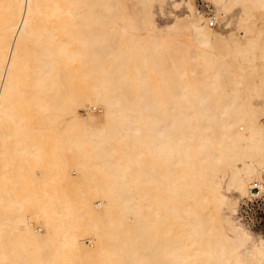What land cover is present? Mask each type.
Returning <instances> with one entry per match:
<instances>
[{"label": "bare ground", "instance_id": "1", "mask_svg": "<svg viewBox=\"0 0 264 264\" xmlns=\"http://www.w3.org/2000/svg\"><path fill=\"white\" fill-rule=\"evenodd\" d=\"M208 1L0 0V264H264V0Z\"/></svg>", "mask_w": 264, "mask_h": 264}, {"label": "rangeland", "instance_id": "2", "mask_svg": "<svg viewBox=\"0 0 264 264\" xmlns=\"http://www.w3.org/2000/svg\"><path fill=\"white\" fill-rule=\"evenodd\" d=\"M193 4L198 8L199 11L206 13L207 17L213 16L214 6L208 0H193ZM240 12H241L240 8H236L233 11L232 13L233 23H235L237 21V18L240 17L241 15ZM155 13H156L157 22L160 25H166L175 19V15L187 14L189 13V11H188L187 5L185 4H183L179 9H176L173 7L171 1H166V3H164V5L162 6V9L160 5H156ZM235 19L236 21H234ZM253 20L255 22L257 29L259 30L263 29V37H264V11H261L260 13H256V15L253 17ZM225 22H226L225 20H221L219 23L217 22L215 23L213 21L211 23L215 24L212 27L215 28L218 32L222 31V33L226 34L230 30H233L236 33V35L238 34L237 36L240 39H245L244 30L235 26V24H232L231 26L229 25L230 27H228V25ZM260 65H261V62L258 60L257 66H260ZM94 111H95V114L102 113L100 108ZM80 113L83 117H86V111L84 109H80ZM1 181L3 184L10 185V182L5 179H2ZM236 194H237L236 192H233L234 196H237ZM260 197L262 198L255 200L254 202H250V205L248 206L245 203H247L250 199L252 200L256 197L246 196V197L240 198L239 209H238V213L236 214V216H237V219L240 220V222L243 225H245V227L251 234H253L255 237H262L264 239V195ZM242 207H243L242 211L244 215L247 217V221L249 223H252V226H249L248 223L245 221V219L241 218L242 215L240 214V212H241ZM42 232H44V230Z\"/></svg>", "mask_w": 264, "mask_h": 264}, {"label": "built area", "instance_id": "3", "mask_svg": "<svg viewBox=\"0 0 264 264\" xmlns=\"http://www.w3.org/2000/svg\"><path fill=\"white\" fill-rule=\"evenodd\" d=\"M256 190L258 191V188H257ZM260 198H262V197L258 196V197L254 198V199H252V200L250 199V200H249L247 203H245V204L248 206V205H250V202H254L255 200H258V199H260ZM242 210H243V207H242L241 212H240V214L242 215L241 218H242V219H245V221L248 223L249 226H252V223H249V222L247 221V217L244 215V213H243Z\"/></svg>", "mask_w": 264, "mask_h": 264}]
</instances>
